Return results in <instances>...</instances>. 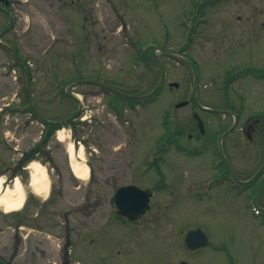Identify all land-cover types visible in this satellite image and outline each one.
I'll list each match as a JSON object with an SVG mask.
<instances>
[{
  "label": "rangeland",
  "instance_id": "374dc122",
  "mask_svg": "<svg viewBox=\"0 0 264 264\" xmlns=\"http://www.w3.org/2000/svg\"><path fill=\"white\" fill-rule=\"evenodd\" d=\"M210 1L14 0L16 32L9 37L20 68H10L0 50V108L30 103L29 94L39 117L53 122L44 127L29 112L0 116L1 168L10 154L4 144L28 157L45 138V154L34 160L48 172L46 196L29 185L27 158L15 171L25 198L16 214L24 228L18 231L17 264H264V212H258L264 209V191L254 196L259 188L242 184L261 162L251 152L258 147L245 140L246 153L233 157L226 154L225 138L228 167L240 170L238 188L246 189L238 193L208 185L209 177L220 174L211 169L216 140L195 155L177 153L170 141L171 120L180 129L188 125L194 100L190 70L169 53L197 65L201 104L239 109L242 119L264 115V78H235L248 67H264V0ZM0 21L2 28L5 18ZM161 77L164 84L156 90ZM173 82L178 88L168 86ZM106 85L155 98L122 102L119 119L112 107L119 97ZM180 101L189 106L175 109ZM203 115L210 125L232 121ZM69 117L75 119L65 122ZM54 122L64 123L65 141L58 140ZM69 141L77 154L83 146L85 180L70 170ZM21 152L10 157L19 159ZM129 184L154 193L150 212L124 225L112 197ZM196 228L210 245L191 254L184 237ZM29 229L33 232L23 238Z\"/></svg>",
  "mask_w": 264,
  "mask_h": 264
},
{
  "label": "flooded vegetation",
  "instance_id": "af4514ba",
  "mask_svg": "<svg viewBox=\"0 0 264 264\" xmlns=\"http://www.w3.org/2000/svg\"><path fill=\"white\" fill-rule=\"evenodd\" d=\"M13 5L14 0H0V18H5L4 25L2 28L0 27V50H2L7 55V58H9L7 64H9L10 68L16 67V61L18 59L14 54L12 55L11 53V46L15 44L13 42L11 43V39L9 37L13 31L16 32V30H14L15 15L12 14ZM1 25L2 21H0V26ZM7 36L9 38H6ZM171 56L173 57L174 55L171 54ZM263 69L264 68H261L259 70ZM108 90L113 91L112 88H109ZM192 95L194 100V105L192 104V107L194 110L189 116L191 121L188 122V125H186L184 128L180 129V126L178 127L177 124V126L172 130L173 136L171 138V143L174 144V147L172 146V148L177 153H189L192 155L201 151H205V149L208 148L210 141L216 140L217 148L215 147V159L218 160V164L217 168H214L213 172H220V174H222L220 178L222 179L218 180L217 178H214L212 181H220L221 184H224L230 188L231 184L232 186L240 185V183H242L240 180L242 179L239 178V169L228 167V161L224 153V149L226 147L225 138L226 140H229L227 141L229 148H227L228 150L225 149L226 154H230L233 157L240 155L242 150L245 152L247 149V143L254 142L255 147H258L259 151L257 153L256 149L251 150L253 153L252 155L259 154L257 160H261V162L251 171L254 172L253 175L248 180H245V183L242 184H246L249 188H251V185L254 187L257 186L259 189L256 191L255 196H258V193L264 191V115L258 112V115L253 114L250 117L242 119L239 114V109L236 110V112L228 109H215L213 107L201 104L198 101L196 90H192ZM126 96L134 99H140L143 97L135 95ZM187 106H189L188 103L184 107ZM244 109L245 106H241V110L243 111ZM203 114L220 115L223 118L230 116L232 121L229 126H227L228 121L224 119L222 122H217L216 125H210V123L207 121L205 122L204 119H202L204 118ZM198 119L201 121L199 122ZM229 136H231L232 139ZM12 151H14L16 154L17 149L12 148L7 150V152H10V154L15 155L14 153H11ZM10 154L8 155L9 161H12L13 157H10ZM19 167H21V162H14L13 166L11 165L5 168L6 172H0V175L3 174L5 176L7 184L13 182V179L17 174L15 171H17ZM149 212L150 211H148V213ZM119 220L123 223H129L127 219L122 217H120ZM18 224V217L16 213L6 211L4 206L0 203V264H17V244L22 240L19 237L21 234L18 231L24 230V228H20V225ZM63 225L64 223L61 221L60 226ZM34 229L36 232L38 231L40 233H43L44 231V229L38 225H36ZM32 232L33 230L29 229L23 238H28ZM197 251L190 253L192 254Z\"/></svg>",
  "mask_w": 264,
  "mask_h": 264
},
{
  "label": "bare ground",
  "instance_id": "6f19581e",
  "mask_svg": "<svg viewBox=\"0 0 264 264\" xmlns=\"http://www.w3.org/2000/svg\"><path fill=\"white\" fill-rule=\"evenodd\" d=\"M57 138L59 141H65L64 130L57 131ZM67 152L70 161V168L73 175L80 179L85 180L89 174V169L86 165L82 166L80 161L82 158V148L79 154L76 152V147L72 141L66 143ZM28 170H30V184L33 191L37 195L46 196L48 193L49 177L44 165L37 161L29 163ZM3 180H0V203L4 206L6 211L12 212L19 210L24 203V193L21 182L16 179L11 187L6 188L2 194Z\"/></svg>",
  "mask_w": 264,
  "mask_h": 264
},
{
  "label": "water",
  "instance_id": "95a60500",
  "mask_svg": "<svg viewBox=\"0 0 264 264\" xmlns=\"http://www.w3.org/2000/svg\"><path fill=\"white\" fill-rule=\"evenodd\" d=\"M171 86L178 87L174 83ZM185 103L179 104V106ZM152 192L149 189L141 190L135 186L119 188L113 195L114 208L119 215L134 221L142 217L149 209V201ZM208 243L206 235L200 230H191L185 237V245L188 250H196L205 247Z\"/></svg>",
  "mask_w": 264,
  "mask_h": 264
}]
</instances>
